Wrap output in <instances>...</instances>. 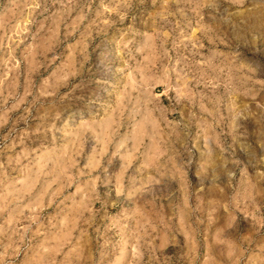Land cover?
<instances>
[{"label": "rangeland", "instance_id": "obj_1", "mask_svg": "<svg viewBox=\"0 0 264 264\" xmlns=\"http://www.w3.org/2000/svg\"><path fill=\"white\" fill-rule=\"evenodd\" d=\"M0 264H264V0H0Z\"/></svg>", "mask_w": 264, "mask_h": 264}]
</instances>
